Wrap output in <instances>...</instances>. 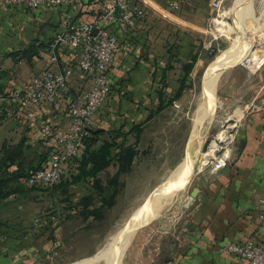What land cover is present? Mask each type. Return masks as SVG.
Masks as SVG:
<instances>
[{
	"label": "crops",
	"instance_id": "crops-1",
	"mask_svg": "<svg viewBox=\"0 0 264 264\" xmlns=\"http://www.w3.org/2000/svg\"><path fill=\"white\" fill-rule=\"evenodd\" d=\"M190 2L181 0L182 5ZM102 3L103 0H66L28 8L0 0V84L7 92L6 97H0V147L24 138V151L32 156L33 151L50 148L40 136L43 124L49 123L57 131L65 130L69 124L66 96L62 94L54 102L30 106L31 114L10 98L12 90L20 88L46 66L50 45L41 47L29 62L14 58L10 52L30 41L48 44L68 23L92 20ZM137 5L146 7V18L133 19L125 30L113 23L106 24L123 47L113 51L109 66L111 91L93 115L92 129L106 138L118 133L115 138L118 143L124 133L128 141L134 139L127 131L134 124L149 121L146 118L155 113L160 101L163 104L169 101L184 76L183 63L197 53L191 74L206 44L198 12L170 9L164 0H137ZM57 54L58 64L53 66L62 68L73 62L68 47L59 45ZM231 75L228 74L226 85L231 87L230 102L238 107L233 117L240 114L230 156L222 164L198 169L195 195L187 204V212L177 228L167 231L176 232V238L172 243L156 246L157 252L161 248V256L146 264H239L235 253L222 250L221 245L247 240L264 245V62L250 73L244 71L239 79L232 80ZM69 83L72 94L89 85L77 68ZM75 170L72 163H67L64 176L69 177ZM20 181L26 187L24 190L0 200V264H36L48 257L49 250L61 242L59 236L71 224L69 218L77 208V204L73 207L69 204L66 210H58V214L51 210L43 217L41 213L26 214L28 202L36 200L38 208L44 200L53 202L54 192L45 184L32 185L26 178ZM79 184L86 188L81 195L87 194L88 181L71 183L69 187ZM66 196L69 203L72 197ZM59 213L66 215V219Z\"/></svg>",
	"mask_w": 264,
	"mask_h": 264
},
{
	"label": "rangeland",
	"instance_id": "rangeland-1",
	"mask_svg": "<svg viewBox=\"0 0 264 264\" xmlns=\"http://www.w3.org/2000/svg\"><path fill=\"white\" fill-rule=\"evenodd\" d=\"M164 1L166 3V0ZM178 1L180 9H186L191 13L195 11L202 16L203 40L205 43L211 41L210 46L205 47L204 44L201 48V60L185 79L182 93L168 101L166 106L143 124L137 141L138 152L134 163L130 170L119 175L123 187L116 195L114 205L104 211L102 218L84 220L77 211L73 212L69 218L71 224L64 227L59 236L61 242L49 250L48 257L44 256L36 264H78L93 255L132 209L144 204L145 200L156 193L168 181L171 174L177 171L179 164L193 149L192 144L196 134L202 136L199 157H205L211 145L216 143L215 154L221 159V155L218 154L231 146L238 122L233 114L238 107L235 108L230 102L231 87L227 88L226 85L228 74H232L230 76L232 80L239 79L244 71L250 73L253 67L260 65V57L264 58V0H224L222 16L217 18L223 21L226 29L220 34L213 32L214 21L211 24L209 20L211 16L207 3L209 0H191L187 5H182L183 0L182 3L181 0ZM188 1L190 0H185V3ZM246 28L253 32L251 46L246 52L230 60L227 66L220 68L213 85L216 87H212L213 92L205 103L204 94L208 89L214 62L227 48L232 47L234 41ZM200 101L205 106L198 109ZM222 129L233 133L232 137L218 140L217 137ZM214 161L213 157L202 167L212 166ZM193 163L190 162L188 165L192 170L188 178L183 181L181 188L176 191L168 204L148 220L147 224L138 228L122 264H146L157 255L161 256L162 250L160 248L157 252L156 246L162 247L165 243H172L176 238L174 236L176 232L169 234L167 231L177 228L180 218L187 212V204L189 205L191 201L190 190L195 188V175H198L196 172L201 168L202 161L196 160V163ZM114 170L115 166L110 165L101 174L103 180L106 181L107 176L113 174ZM85 189L82 184L70 186L66 193L60 188L55 189L53 202L49 199L44 200V203L39 204L37 208L38 202L32 200L26 204L27 208L24 211L29 215L39 216L41 213L43 217L51 210L52 213L66 210L69 204L72 207L77 204V197ZM67 194L72 197L69 203ZM59 214L64 220L66 219V215ZM56 218L57 216L54 219ZM62 218L59 221L61 223L64 221ZM166 232L168 235L164 237L163 234Z\"/></svg>",
	"mask_w": 264,
	"mask_h": 264
},
{
	"label": "built area",
	"instance_id": "built-area-1",
	"mask_svg": "<svg viewBox=\"0 0 264 264\" xmlns=\"http://www.w3.org/2000/svg\"><path fill=\"white\" fill-rule=\"evenodd\" d=\"M3 1L37 8L43 3L60 4L66 0ZM152 1L160 2L161 0ZM223 1H208L211 24L217 17L222 16ZM166 5L170 9H177L179 1L166 0ZM147 15L146 7L137 5V0H103L100 12L92 20L72 21L63 31L57 33L50 42L51 54L46 66L32 75L20 88L11 91L10 98L22 110L28 109V114H31L30 106L42 102L51 103L56 100L58 94L70 93L69 77L75 68L79 69L89 82L87 87L79 89L69 97L67 104L69 124L65 130L57 131L49 123L41 126V139L50 147L48 159L43 167L30 174L27 178L29 184L53 185L61 180L65 165L78 151V139L93 126L95 111L110 94V62L114 49L123 45L118 42L116 35L108 30L106 24L113 23L125 30L133 19H143ZM210 42L206 43L205 47H209ZM59 45L69 48L73 61L62 68L53 66L58 64ZM260 60L261 63L264 62V58L260 57ZM0 97L3 96L0 95ZM173 103L177 105L176 102ZM232 135L233 133H230L227 138H231ZM218 155L222 158L221 160L215 158V166L227 161L230 156V147L228 152L225 153L223 150ZM36 220L39 219L36 218ZM220 248L235 253L239 264L244 262L245 264H264V245L259 243L250 240L227 242Z\"/></svg>",
	"mask_w": 264,
	"mask_h": 264
},
{
	"label": "trees",
	"instance_id": "trees-1",
	"mask_svg": "<svg viewBox=\"0 0 264 264\" xmlns=\"http://www.w3.org/2000/svg\"><path fill=\"white\" fill-rule=\"evenodd\" d=\"M47 45L49 46L50 42L44 44L42 42L36 43L35 41H30L23 47L11 51L10 54L16 59L23 58L29 62L33 55L39 53L41 47ZM196 58L197 53H194L189 60L183 63L184 76L180 78L179 86L169 101L182 93L185 79L191 71ZM0 95L3 97L7 96L2 83L0 84ZM62 95L66 96L67 111L68 99L72 93ZM164 106H166L165 103L163 104L160 101L154 112H159ZM151 116L152 114L146 120L150 119ZM0 118H2L1 114ZM143 124L144 122L134 124L127 131L133 134V140L128 141L124 133V137L119 143L115 139L118 133L110 135V138H106L100 136L98 130H93L92 127L89 128L87 133L78 139V151L76 155L68 161L76 169L75 172L71 173L69 177H65L63 174L59 182L48 185V187L52 191L60 188L66 193L71 183L88 181L90 183L89 191L87 194L81 195L77 202L76 211L84 220L89 217L95 219L102 218L104 211L114 205L116 195L123 187L119 175L130 170L134 163L138 152L137 141ZM24 140L22 138L13 144L3 143L0 147V200L12 193L24 190L26 187L22 185L20 179H27L34 170L43 167L47 163L49 148L38 149L32 152V156H29L24 151V147L26 146ZM110 164H114L116 169L104 181L101 174Z\"/></svg>",
	"mask_w": 264,
	"mask_h": 264
},
{
	"label": "bare ground",
	"instance_id": "bare-ground-1",
	"mask_svg": "<svg viewBox=\"0 0 264 264\" xmlns=\"http://www.w3.org/2000/svg\"><path fill=\"white\" fill-rule=\"evenodd\" d=\"M214 22L213 32H218V34H220L226 29V25H224L222 20L219 21V19L216 18ZM252 38L253 32H251V29L248 30L246 28L240 33V37L234 41L232 47L227 48L222 56L216 59L211 69V79L208 81V89L204 94L205 103L208 100L209 95L213 92V88L216 87V85L214 87L213 85L216 82L220 68L227 66L230 60L236 58L240 53H242L249 46ZM204 106L205 105L202 104L201 101L198 103V109H200V107L204 108ZM239 114L240 113L236 114L235 120L239 117ZM229 136V131L222 129L217 139L221 141ZM201 140L202 136L200 137L196 134L193 141L194 144H192L193 149H191V152H189V154L179 164L177 171L171 174L168 181L163 184V186H161L156 193L146 199L144 204L133 208L116 230L110 233L105 242H103L102 246L93 255L78 264H122L127 249L131 244L134 234L136 233L135 230L140 226H143L154 215L159 213L165 204H168L176 191L181 188L183 181L188 178V174L192 171L191 167L188 166L190 162L196 163V160H201L202 163H200V167H202L209 162L211 158L220 157L215 154V149L217 148L216 143L211 145L209 151L206 152L205 157H199L198 151ZM228 150L229 149H227L225 153L228 152Z\"/></svg>",
	"mask_w": 264,
	"mask_h": 264
},
{
	"label": "water",
	"instance_id": "water-1",
	"mask_svg": "<svg viewBox=\"0 0 264 264\" xmlns=\"http://www.w3.org/2000/svg\"><path fill=\"white\" fill-rule=\"evenodd\" d=\"M195 191H196L195 188H193V189L190 190V195H191V197H193V196L195 195ZM145 224H147V223H145ZM140 227H141V226H140ZM137 229H138V228H137ZM137 229H136L135 231H137Z\"/></svg>",
	"mask_w": 264,
	"mask_h": 264
}]
</instances>
